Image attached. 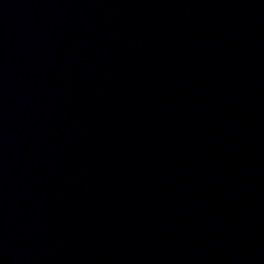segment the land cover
Wrapping results in <instances>:
<instances>
[{
	"label": "water",
	"instance_id": "obj_1",
	"mask_svg": "<svg viewBox=\"0 0 264 264\" xmlns=\"http://www.w3.org/2000/svg\"><path fill=\"white\" fill-rule=\"evenodd\" d=\"M0 264H264V0H0Z\"/></svg>",
	"mask_w": 264,
	"mask_h": 264
}]
</instances>
